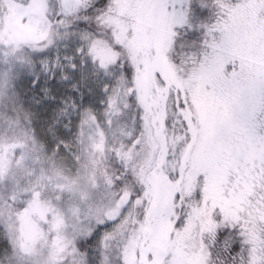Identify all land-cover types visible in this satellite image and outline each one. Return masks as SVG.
<instances>
[{
    "label": "snow or ice",
    "instance_id": "snow-or-ice-1",
    "mask_svg": "<svg viewBox=\"0 0 264 264\" xmlns=\"http://www.w3.org/2000/svg\"><path fill=\"white\" fill-rule=\"evenodd\" d=\"M0 264H264V0H0Z\"/></svg>",
    "mask_w": 264,
    "mask_h": 264
}]
</instances>
